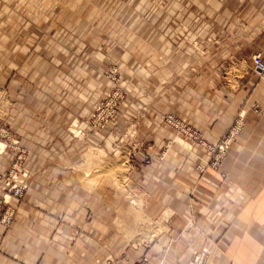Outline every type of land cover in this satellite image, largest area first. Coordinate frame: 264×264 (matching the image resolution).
<instances>
[{
	"label": "rangeland",
	"instance_id": "obj_1",
	"mask_svg": "<svg viewBox=\"0 0 264 264\" xmlns=\"http://www.w3.org/2000/svg\"><path fill=\"white\" fill-rule=\"evenodd\" d=\"M256 54L264 0H0V264H150L170 165L220 167Z\"/></svg>",
	"mask_w": 264,
	"mask_h": 264
},
{
	"label": "crops",
	"instance_id": "obj_2",
	"mask_svg": "<svg viewBox=\"0 0 264 264\" xmlns=\"http://www.w3.org/2000/svg\"><path fill=\"white\" fill-rule=\"evenodd\" d=\"M256 73L246 71L244 87L226 106L232 115L244 109L245 118L220 167L208 168L197 180L193 165H170L169 179L162 182L170 187L162 198L170 215L164 231L139 243L138 260L188 264L194 249L207 247L204 264H264V78ZM212 121L203 125L209 141L228 124L223 117ZM190 189L203 204L196 216L186 207Z\"/></svg>",
	"mask_w": 264,
	"mask_h": 264
},
{
	"label": "built area",
	"instance_id": "obj_3",
	"mask_svg": "<svg viewBox=\"0 0 264 264\" xmlns=\"http://www.w3.org/2000/svg\"><path fill=\"white\" fill-rule=\"evenodd\" d=\"M253 62H254L255 70L259 74L264 73V60L260 54H256L253 57ZM231 140H232L231 135H227V136L219 139V141L215 145V149H217L219 156H221L225 153V151L227 150ZM215 161H218V157L215 158ZM206 256H207V248L206 247L196 249L193 253L192 259L189 261L188 264H204Z\"/></svg>",
	"mask_w": 264,
	"mask_h": 264
}]
</instances>
